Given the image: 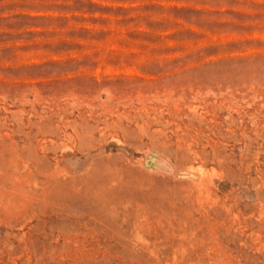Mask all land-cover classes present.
Returning <instances> with one entry per match:
<instances>
[{"label":"rangeland","instance_id":"obj_1","mask_svg":"<svg viewBox=\"0 0 264 264\" xmlns=\"http://www.w3.org/2000/svg\"><path fill=\"white\" fill-rule=\"evenodd\" d=\"M14 144L61 171L0 264H264V0H0L1 172Z\"/></svg>","mask_w":264,"mask_h":264},{"label":"bare ground","instance_id":"obj_2","mask_svg":"<svg viewBox=\"0 0 264 264\" xmlns=\"http://www.w3.org/2000/svg\"><path fill=\"white\" fill-rule=\"evenodd\" d=\"M13 113H16V112H13ZM20 113V112H19ZM26 114H27V112H26ZM23 117V116H22ZM21 117V118H22ZM20 118V117H19ZM20 118V119H21ZM18 120V119H17ZM69 122V121H68ZM5 123V122H4ZM19 123V122H18ZM35 123V122H34ZM65 123V122H64ZM67 124H70V122L69 123H67ZM67 124H65V125H67ZM24 126H26L25 124H24ZM18 127V126H17ZM19 127H20V125H19ZM68 127V126H67ZM73 127V126H72ZM79 127H81V126H79ZM96 127V126H95ZM21 128V127H20ZM20 128H19V130H20ZM120 128V127H119ZM61 129H62V127H61ZM60 129V130H61ZM66 129V128H65ZM74 129V128H73ZM85 129V128H84ZM37 130V129H36ZM59 130V129H58ZM63 130V129H62ZM67 130V129H66ZM71 130V129H70ZM20 131H23L22 129L20 130ZM72 131V130H71ZM74 131V130H73ZM72 131V132H73ZM23 132H25L26 133V131H23ZM63 132V131H62ZM62 132H60V133H62ZM66 132H68V131H66ZM64 133V132H63ZM91 133V132H90ZM27 135V134H26ZM64 135V134H63ZM65 135H67V134H65ZM70 135V134H69ZM62 136V135H61ZM72 136V135H71ZM76 136H77V133H76ZM73 137V136H72ZM81 137V136H80ZM87 137H90V135L88 134L87 135ZM65 138V137H64ZM83 138V137H82ZM81 138V139H82ZM97 138V137H96ZM100 138V137H99ZM6 139V138H5ZM77 139H79V138H77ZM90 139V138H89ZM13 140V139H12ZM16 140V139H15ZM99 140L100 139H98L97 141H98V143H99ZM17 141V140H16ZM15 141V142H16ZM62 141V140H61ZM66 141H68V139L66 140ZM70 142H71V139H70ZM14 143V142H13ZM93 143V142H92ZM97 143V142H96ZM96 143H95V145H96ZM12 144V143H11ZM16 144V143H15ZM13 145V147H12V156H13V158L11 157V160H9L10 162H8V163H10V164H8V163H6L5 161L7 160V158L4 156V158H6V160H4V162L2 161V164H3V166L4 167H6L7 166V169H8V172L7 171H2L1 172V170H0V215H2L1 217H0V223H2V224H5V225H7V226H10V227H12L13 225H14V222L16 221V219H18V218H21V217H23L24 215H31L32 217L33 216H35L36 214H39V213H41L40 215H42V213H44L45 211H46V209H47V207L48 206H50L51 205V201H49V200H51V195H50V199H48V197H49V194H46V195H48V197H45V193H46V191H47V183H46V181L44 180V179H42L43 177H47V178H56V176H58L59 174H60V171H59V169H56V167L55 166H53L52 168H51V170L48 172V173H45V174H39L38 176H35L34 178L32 177L33 175H31V170H30V168H29V165H28V161H29V154H27V152H26V150L28 149L27 147H26V149H25V147L23 146V148H21V149H19L16 145ZM59 144V143H58ZM64 144V143H63ZM200 144H201V142H200ZM73 145V144H72ZM204 145V144H203ZM60 146V145H59ZM99 146V145H98ZM22 147V146H21ZM44 147V146H43ZM93 148H94V146H92ZM92 147H90L89 146V148H92ZM204 147V146H203ZM205 148V147H204ZM52 149V148H51ZM62 149V148H61ZM81 150V149H80ZM93 150V149H92ZM202 151H203V149H201ZM91 151V150H90ZM3 152V151H2ZM9 152V151H8ZM87 152H88V150H87ZM86 152V153H87ZM249 152V151H248ZM10 154H11V151L9 152ZM90 153V152H89ZM204 153V152H203ZM209 153V152H208ZM208 153H207V156H208ZM212 153V152H211ZM0 155H2V153L0 154ZM9 155V154H8ZM202 156V155H201ZM212 156H213V153H212ZM205 157V156H204ZM214 157V156H213ZM245 157H246V155H245ZM9 158V157H8ZM206 158V157H205ZM207 159V158H206ZM214 159V158H213ZM255 159H257V158H255ZM111 160V159H110ZM204 160V159H203ZM251 160V159H250ZM206 161V160H205ZM212 162V161H211ZM218 162V161H217ZM220 163H222V162H220ZM251 163V162H250ZM207 164V163H206ZM201 165V164H200ZM213 165H214V163H213ZM222 165V164H221ZM257 165V164H256ZM249 166V165H248ZM198 167V166H197ZM231 167V166H230ZM212 168V167H211ZM62 169V168H61ZM202 169H204L205 170V168H203L202 167ZM202 169H201V166H200V169L198 170L199 172H200V170L202 171ZM208 169V168H207ZM214 169H212V171H213ZM64 172V171H63ZM214 173L216 172V174H213L214 176L215 175H217V174H219V173H217L218 171L216 170V171H213ZM66 173V172H65ZM197 173V172H196ZM202 173V172H201ZM223 173V172H222ZM34 174V173H33ZM206 174H207V172H206ZM206 174H204V175H206ZM212 174V173H211ZM210 174V175H211ZM203 175V176H204ZM203 176H201V178H202V180H206V181H208V179L210 178V176L208 177V174H207V177L205 178V177H203ZM200 177V176H199ZM213 177V176H212ZM216 177V176H215ZM77 178V177H76ZM80 178V177H79ZM81 179H83V178H81ZM210 179H212V178H210ZM214 179H216V178H214ZM196 180V179H195ZM201 180V181H202ZM213 180V179H212ZM212 180L210 181V182H212ZM222 180V179H221ZM255 180V179H254ZM66 181V180H65ZM65 181H63L64 183H65ZM90 181V179L89 178H85L84 180H83V183L84 184H87L88 182ZM127 181V180H126ZM192 181H194V180H192ZM200 181V180H199ZM200 181V182H201ZM205 181V183H207ZM208 181V182H209ZM214 181V180H213ZM60 182H61V180H60ZM61 183L60 184V187L61 188H63V186H64V183ZM81 182V181H80ZM69 183V182H68ZM67 183V184H68ZM198 183V182H197ZM51 184V183H50ZM58 184V183H57ZM191 184V183H190ZM192 184H194L195 185V183H192ZM201 184H202V182H201ZM211 184V183H210ZM213 184V183H212ZM211 184V185H212ZM215 184V183H214ZM218 184V183H217ZM78 185V184H77ZM193 185V186H194ZM222 185V184H221ZM57 186V185H56ZM55 186V187H56ZM70 186H71V184H70ZM75 186V188H76V185H74ZM219 186V185H218ZM52 187V186H51ZM72 187V186H71ZM78 187V186H77ZM197 187H199V186H197ZM52 188H54V187H52ZM51 188V189H52ZM59 188V187H58ZM70 188V187H69ZM204 188V187H203ZM213 188V187H212ZM214 188H215V186H214ZM220 188V187H219ZM113 189V188H112ZM122 189V188H121ZM121 189H120V191H121ZM199 189V188H198ZM207 189V188H206ZM211 189V188H210ZM216 189H218V188H215V190ZM49 190V189H48ZM70 190V189H69ZM72 190V189H71ZM200 190H201V188H200ZM204 190V189H203ZM223 190V189H222ZM222 190H220V191H222ZM73 191V190H72ZM71 191V192H72ZM78 191V190H77ZM83 191H85V190H83ZM192 191V190H191ZM202 191V190H201ZM213 191V190H212ZM108 192V191H107ZM115 191H113L112 193H114ZM119 192V191H118ZM211 192V191H210ZM210 192H208V194H207V196H209V194H210ZM216 192V191H215ZM215 192H214V194H215ZM228 192V191H227ZM47 193H48V191H47ZM110 193V192H109ZM120 193V192H119ZM184 193V192H183ZM206 193V192H205ZM232 193V192H231ZM53 194H54V192H53ZM64 194V193H63ZM100 194H102V193H100ZM99 194V195H100ZM105 194V193H104ZM144 194H146V193H144ZM179 194V193H178ZM200 194H201V192H200ZM204 194V193H203ZM218 194V193H217ZM224 194V193H223ZM66 195V194H65ZM65 195L63 196V198L65 199ZM103 195V194H102ZM136 195V194H135ZM150 195V194H149ZM199 194H197V196H198ZM219 195H221V194H219ZM101 196V195H100ZM115 196V195H114ZM174 196V195H173ZM196 196V197H197ZM200 196V195H199ZM204 196H205V194H204ZM203 196V198H205ZM215 196V195H214ZM223 196V195H222ZM231 196V195H230ZM57 197V196H56ZM55 197V198H56ZM69 197V196H68ZM76 197V196H75ZM111 197H113V196H111ZM110 197V198H111ZM195 197V196H194ZM220 197V196H219ZM227 197L228 196H226V199H227ZM232 197V196H231ZM66 198H67V196H66ZM71 198V197H70ZM98 198V197H97ZM101 198H102V196H101ZM103 198H105L104 196H103ZM109 197H107V199H108ZM147 198V197H146ZM216 198V197H215ZM62 199V198H61ZM112 199V198H111ZM149 199V198H148ZM208 199H210V198H208ZM212 199H214V198H212ZM212 199H210L209 201H212ZM225 199V200H226ZM229 199V198H228ZM232 199V198H231ZM53 201H54V199H52ZM190 200V199H189ZM197 200V199H196ZM206 200H207V198H206ZM205 200V201H206ZM222 200H224V198L222 199ZM234 200V199H233ZM65 201V200H64ZM68 201H70V200H68ZM109 202H110V200H108ZM148 201V200H147ZM147 201L145 200V202L147 203ZM154 201V200H153ZM162 201V200H161ZM187 201V200H186ZM205 201H203V202H205ZM156 202V201H155ZM188 202V201H187ZM197 202V201H196ZM214 202V201H213ZM216 202V201H215ZM220 202V201H219ZM232 202V201H231ZM230 202V203H231ZM43 204V207H40L39 206V204ZM55 202H53V204H54ZM111 203V202H110ZM163 203V202H162ZM179 204L181 203V202H178ZM208 203H210V202H208ZM222 203H224V202H222ZM226 203H227V201H226ZM233 203V202H232ZM109 204V203H108ZM113 204V203H112ZM145 204V203H144ZM185 204V203H184ZM187 204V203H186ZM203 204H205V203H203ZM213 204H215V203H213ZM218 204V203H217ZM220 204V203H219ZM234 204H235V202H234ZM142 205V204H141ZM146 205V204H145ZM150 205V208H151V204H149ZM154 205V204H153ZM160 205V204H159ZM183 205V204H182ZM207 205V204H206ZM223 205H225V204H223ZM222 205V206H223ZM236 205V204H235ZM184 206V205H183ZM188 206V205H187ZM186 205H185V207H187ZM212 206V205H211ZM215 206V205H214ZM213 206V207H214ZM217 206H219V205H216V207ZM221 206V205H220ZM229 206H230V204H229ZM237 206V205H236ZM236 206H234L235 208H237ZM139 207V206H138ZM144 207V206H143ZM197 207V206H196ZM205 207H207V206H205ZM212 207V208H213ZM225 207H226V205H225ZM113 208V207H112ZM145 208V207H144ZM144 208H142V209H144ZM158 208H159V206H158ZM184 208V207H183ZM189 208V207H188ZM188 208H186V210H189ZM212 208L210 207V211L212 210ZM161 209V208H160ZM180 209V208H179ZM200 209V208H199ZM218 209V208H217ZM226 209V208H225ZM228 209H229V207H228ZM112 210V209H111ZM110 210V211H111ZM114 210V209H113ZM151 210V209H150ZM182 210H184V209H182ZM223 210V209H222ZM221 209H220V213L222 214L223 213V211H222ZM231 210V209H230ZM229 210V211H230ZM234 210H236V209H234ZM53 211V210H52ZM175 211V210H174ZM207 211H209V209L207 210ZM209 211V212H210ZM212 211H214V213H215V210H212ZM229 211H227V216H228V218H230L229 217ZM156 212V211H155ZM181 212V211H180ZM188 212V211H187ZM203 212V211H202ZM234 212V211H233ZM111 213H113V211L111 212ZM124 213V212H123ZM122 213V214H123ZM157 214H159L158 212H156ZM162 213V212H161ZM164 213V212H163ZM168 213V212H167ZM175 213V212H174ZM178 213V212H177ZM183 213V212H182ZM201 213V212H200ZM218 213V212H217ZM226 213V212H225ZM121 214V215H122ZM128 214V213H127ZM132 214V213H131ZM134 214V213H133ZM176 214V213H175ZM174 214V215H175ZM247 214V213H246ZM126 215V214H125ZM146 215V214H145ZM151 215H154V214H152L151 213ZM179 215V214H178ZM230 215H232V214H230ZM236 215V214H235ZM250 215V214H249ZM262 215H263V212H262ZM120 216V215H119ZM142 216V215H141ZM198 216H199V213H198ZM209 216V215H208ZM218 216H220V215H218ZM222 216V215H221ZM220 216V217H221ZM225 216H226V214H225ZM233 216V215H232ZM231 216V218H234V217H232ZM240 216H241V214H240ZM130 217H131V215H130ZM138 217V216H137ZM148 217V216H147ZM162 217V216H161ZM177 217V216H176ZM180 219H181V217L180 216H178ZM184 217V216H183ZM197 217V216H196ZM202 217V216H201ZM223 217H224V215H223ZM237 217V216H236ZM245 217V216H244ZM122 218H123V215H122ZM127 218V217H126ZM145 218V217H144ZM153 218V217H152ZM195 218V217H194ZM227 218V219H228ZM230 218V219H231ZM238 218V217H237ZM29 219V218H28ZM155 219V218H154ZM153 219V220H154ZM171 219V218H170ZM173 219V218H172ZM176 219V218H175ZM186 219V218H185ZM198 219V218H197ZM196 219V220H197ZM207 219V218H206ZM224 219V218H223ZM235 219V218H234ZM123 220V219H122ZM128 220V219H127ZM133 220H136V219H133ZM137 220L139 221V219L137 218ZM151 220V219H150ZM199 220V219H198ZM198 220H197V222H198ZM217 220V219H216ZM226 220V219H225ZM224 220V221H225ZM246 220V219H245ZM244 219H243V221H245ZM252 220H253V218H252ZM125 221V220H124ZM132 221V220H131ZM183 221L185 222V220L183 219ZM190 221H192V220H190ZM195 221V220H194ZM221 221V220H220ZM227 221V220H226ZM232 221V220H231ZM238 221H239V219H238ZM238 221H237V223H238ZM242 221V222H243ZM247 221V220H246ZM250 222H251V220H249ZM254 221V220H253ZM18 222V221H17ZM122 222V221H121ZM140 222V221H139ZM207 222V221H206ZM228 222V221H227ZM249 222V223H250ZM133 223V222H132ZM137 223V222H136ZM142 223H144V222H142ZM181 223V222H180ZM193 223V222H192ZM214 223V222H213ZM212 223V225H214ZM219 222H218V220H217V224H218ZM229 223V222H228ZM233 223H234V221H233ZM254 223V222H253ZM126 224H128V222L126 223ZM141 224V223H140ZM144 224H147V223H144ZM153 224V223H152ZM188 224V223H187ZM196 224V223H195ZM141 225H143V224H141ZM141 225H139V227L141 226ZM151 225V224H150ZM149 225V226H150ZM183 225V223L181 224V226ZM190 225V224H189ZM193 225V224H192ZM197 226H199L198 224H196ZM202 225V224H201ZM216 225V224H215ZM214 225V226H215ZM237 225V224H236ZM251 225V224H250ZM257 225V224H256ZM124 226V225H123ZM128 226V225H127ZM152 226V225H151ZM155 226H157V225H155ZM154 226V227H155ZM165 226V225H164ZM172 226V225H171ZM174 226V225H173ZM179 226V225H178ZM204 226V225H203ZM220 225H218V227H219ZM232 226V225H231ZM247 226V225H246ZM245 226V227H246ZM249 226V225H248ZM112 227V226H111ZM143 227V226H142ZM146 227V226H145ZM144 227V228H145ZM148 227V226H147ZM177 227V226H176ZM184 227H186V226H184ZM189 227V226H188ZM201 227V226H200ZM200 227L198 228V229H200ZM237 227H238V225H237ZM263 227V226H262ZM113 228V227H112ZM118 229H119V227H117ZM130 228V227H129ZM152 228V227H151ZM150 228V229H151ZM174 228H175V226H174ZM190 228V227H189ZM202 228V227H201ZM205 228V227H204ZM222 229H224L223 227H221ZM229 228V227H228ZM227 228V229H228ZM249 228V227H248ZM259 228V227H258ZM111 229V228H110ZM154 229V228H153ZM172 229H173V227H172ZM190 229H192V228H190ZM197 229V228H196ZM208 229V228H207ZM219 229V228H218ZM226 229V230H227ZM236 229V228H235ZM261 229H263L264 230V228H261ZM115 232H116V229H113ZM120 230V229H119ZM122 230V229H121ZM125 230V229H124ZM156 230V229H155ZM216 230V229H215ZM239 230V229H238ZM243 230V229H242ZM123 231V230H122ZM127 231H128V229H127ZM179 231V230H178ZM200 231H202V229L200 230ZM204 231V230H203ZM206 231V230H205ZM211 231V230H210ZM209 231V232H210ZM234 231V230H233ZM232 231V232H233ZM114 232V233H115ZM155 231H153V233H154ZM176 232V231H175ZM217 232V231H216ZM231 232V233H232ZM251 232V231H250ZM118 232H116V234H117ZM150 233H151V231H150ZM172 233H173V231H172ZM179 233H180V231H179ZM192 233V232H191ZM223 233V232H222ZM229 233V232H228ZM230 233V234H231ZM239 233V232H238ZM242 233V232H241ZM246 233V232H245ZM119 235H121L120 233H118ZM117 234V235H118ZM133 234V233H132ZM175 234V233H174ZM173 234V236H175ZM205 234H207V233H205ZM220 234H221V232H220ZM225 234V233H224ZM243 234V233H242ZM256 234H257V232H256ZM126 235H127V233H126ZM131 235V234H130ZM130 235H129V238H130ZM148 235V234H147ZM208 235V234H207ZM216 235V234H215ZM214 235V236H215ZM218 235V234H217ZM223 235V234H222ZM236 235V234H235ZM238 235V234H237ZM245 235V234H244ZM252 235V234H251ZM250 235V237H252ZM255 234H253V236H254ZM8 236V235H7ZM114 236V235H113ZM186 236V235H185ZM188 236V235H187ZM203 236V235H202ZM209 236H211V235H209ZM213 236V235H212ZM213 236V237H214ZM219 236V235H218ZM225 236V235H224ZM119 237H121V236H119ZM123 237V236H122ZM148 237V236H147ZM152 237V236H151ZM217 237V236H216ZM1 238V237H0ZM208 238V237H207ZM211 238V237H210ZM220 238V237H219ZM223 238V237H222ZM229 237H227V239H228ZM235 238V237H234ZM242 238V237H241ZM240 238V239H241ZM246 239H247V237H245ZM253 238V237H252ZM111 239V238H110ZM159 239V238H158ZM196 239V238H195ZM209 239V238H208ZM218 239V238H217ZM226 239V240H227ZM246 239L244 240V241H246ZM113 240V239H112ZM133 240V239H132ZM180 240H181V238H180ZM184 240V239H183ZM223 239H221V242H223L222 241ZM229 240H230V238H229ZM229 240H227V241H229ZM233 240V239H232ZM236 240V239H235ZM239 240V239H238ZM242 240V239H241ZM249 240H250V238H249ZM249 240L247 239V244H248V242H249ZM111 241V240H110ZM130 241V240H129ZM128 241V242H129ZM139 241V239L136 241V242H138ZM185 241V240H184ZM195 241H198V240H195ZM210 241V240H209ZM226 241V242H227ZM121 242V241H120ZM141 242V241H140ZM143 242V241H142ZM141 242V243H142ZM145 242V241H144ZM143 242V243H144ZM182 242V241H181ZM181 242H180V244H181ZM187 242V241H186ZM191 242V241H190ZM214 242H215V240H214ZM231 242V241H230ZM229 242V243H230ZM232 242H234V241H232ZM238 242H240V241H238ZM245 242V243H246ZM252 242V241H251ZM11 243H12V241H11ZM131 243H132V241H131ZM146 243V242H145ZM228 243V242H227ZM236 243H237V241H236ZM242 243V242H241ZM240 243V244H241ZM244 243V242H243ZM110 244V243H109ZM148 244H149V242H148ZM186 244V243H185ZM200 244H201V242H200ZM215 244H218V243H215ZM234 244V243H233ZM232 244V245H233ZM252 244V243H251ZM111 245V244H110ZM109 245V246H110ZM117 245V244H116ZM147 245V244H146ZM187 245V244H186ZM190 245V244H189ZM193 245V244H192ZM192 245H190V246H192ZM202 245V244H201ZM225 245V244H224ZM224 245H223V247H224ZM238 245V244H237ZM236 245V246H237ZM128 246H129V244H128ZM138 246V245H137ZM142 246V245H141ZM189 246V247H190ZM194 246V245H193ZM198 246V245H197ZM227 246V245H226ZM239 246V245H238ZM238 246H237V249H238ZM249 246H250V243H249ZM249 246H247V247H249ZM122 247V246H121ZM143 247V246H142ZM151 247V246H150ZM179 247H181V246H179ZM183 247V246H182ZM200 247V246H199ZM218 247H220L221 249H222V247L219 245ZM232 247H234V246H232ZM119 248V247H118ZM123 249H125L126 248V246H124V247H122ZM132 248V247H131ZM137 248V247H136ZM153 247H151V249H152ZM185 248V247H184ZM192 248V247H191ZM208 247L206 246V249H207ZM211 248V247H210ZM236 248V247H235ZM234 248V249H235ZM242 248V247H241ZM246 248V247H245ZM261 248V247H260ZM110 249V248H109ZM121 249V248H120ZM138 249V248H137ZM137 249H134V247H133V250H137ZM147 249H149V248H147ZM173 249H175V248H173ZM179 249V248H178ZM199 249V248H198ZM209 249V248H208ZM224 249H226V248H223V250ZM229 249V248H228ZM236 249V250H237ZM140 250V249H139ZM156 250V249H155ZM185 250V249H184ZM211 250H212V248H211ZM210 250V251H211ZM240 250V249H239ZM239 250H237V251H239ZM262 250V249H261ZM144 251V250H143ZM147 250H145V252H146ZM152 251H153V249H152ZM172 251V250H171ZM176 251H177V248H176ZM182 251V250H181ZM180 251V252H181ZM206 251H208V250H206ZM216 251H217V249H216ZM232 251H233V248H232ZM123 252V251H122ZM124 252H125V250H124ZM150 252H151V250H150ZM173 252V251H172ZM179 252V253H180ZM185 252V251H184ZM188 252H189V250H188ZM209 252V251H208ZM212 252H214L213 250H212ZM246 252V251H245ZM250 252V251H249ZM134 253H139V252H133V254ZM157 253V252H156ZM168 253V252H167ZM167 253H166V255H167ZM200 253V252H199ZM203 253V252H202ZM239 252H237V254H238ZM241 253V252H240ZM253 253V252H252ZM127 254V253H126ZM143 254H145V253H142L141 254V256L143 255ZM150 254V253H149ZM160 254H162L161 253V251H160ZM176 254V253H175ZM205 254H207L206 252H205ZM214 254V253H213ZM212 254V255H213ZM218 254H220V253H218ZM254 254V253H253ZM109 255V254H108ZM124 255H125V253H124ZM155 255V254H154ZM157 255V254H156ZM173 255V254H172ZM179 255V254H178ZM182 255V254H181ZM201 255V254H200ZM216 255V254H215ZM214 255V256H215ZM226 255V254H225ZM242 255H244L243 253H242ZM249 255V254H248ZM126 256V255H125ZM163 256H165V255H163ZM176 256V257H175ZM174 257H175V259H174V261L177 263V254L175 255ZM235 256V255H234ZM244 256H246V255H244ZM243 256V257H244ZM251 256V255H250ZM143 257V256H142ZM144 257H146V256H144ZM144 257H143V263H144ZM156 257V256H155ZM172 257V256H171ZM197 257V256H196ZM200 257V256H199ZM208 257V256H207ZM211 257V256H210ZM213 257V256H212ZM211 257V258H212ZM223 257V256H222ZM221 257V258H222ZM229 257V256H228ZM249 257V256H248ZM247 257V258H248ZM255 257V256H254ZM163 258V257H162ZM166 258V257H165ZM204 258V257H203ZM206 258V257H205ZM219 258V257H218ZM218 258H216V259H218ZM220 258V259H221ZM223 258H225V256L223 257ZM227 258V257H226ZM237 258V257H236ZM235 258V259H236ZM239 258V257H238ZM158 259H160V258H158ZM173 259V258H172ZM177 259V260H176ZM190 259V258H189ZM193 259H195V258H193ZM208 259V258H207ZM206 259V260H207ZM239 259H241V258H239ZM249 259V258H248ZM247 259V260H248ZM253 260H255L254 258H252ZM262 259V258H261ZM157 260V259H156ZM166 260V259H165ZM211 260V259H210ZM224 260V259H223ZM229 261V258L228 259H226V261ZM231 260V259H230ZM237 261H238V259H236ZM235 260V261H236ZM246 260V259H245ZM263 260V259H262ZM113 261V260H112ZM116 261V260H115ZM138 261H140V260H138ZM146 261L148 262V261H150V259L148 260V259H146ZM153 261V260H152ZM160 261V260H159ZM159 261H157V262H159ZM218 262H220L219 261V259L217 260ZM235 261H234V263H235ZM172 262V261H171ZM198 263H199V261H197ZM212 262H213V259H212ZM249 262V261H248ZM121 263V262H120ZM150 263H152V262H150ZM184 263H187V262H184ZM189 263V262H188ZM191 263H192V261H191ZM223 263V262H222ZM230 263V262H229ZM233 263V262H232ZM241 263V262H240ZM264 263V262H263ZM107 264V263H106ZM145 264H147V263H145ZM154 264V263H153ZM158 264V263H157ZM172 264V263H171ZM193 264V263H192ZM207 264V263H206ZM226 264V263H225ZM231 264V263H230ZM248 264V263H247Z\"/></svg>","mask_w":264,"mask_h":264}]
</instances>
